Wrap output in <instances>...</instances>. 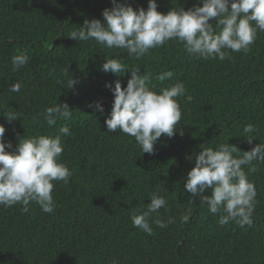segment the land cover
<instances>
[{"label": "trees", "instance_id": "trees-1", "mask_svg": "<svg viewBox=\"0 0 264 264\" xmlns=\"http://www.w3.org/2000/svg\"><path fill=\"white\" fill-rule=\"evenodd\" d=\"M117 3L147 9V0ZM156 3L165 14L202 6V0ZM112 6L111 0H0V125L4 141L12 144L6 151H16L19 137L55 136L67 126L71 135L61 136L59 162L72 172L67 184L53 182L52 214L35 203L27 213L19 204L0 205V264H264V160L242 166L257 192L251 227L235 221L221 226L220 214L210 213L184 188L203 148L228 143L240 157L264 144V32H257L250 52L229 50L223 61L189 56L175 40L137 60L126 50L69 37L85 20L103 23L102 11ZM210 23L215 27V20ZM21 52L29 61L13 71L11 58ZM109 58L129 69L104 72ZM135 65L139 74H151L154 90L180 81L191 96L177 98L178 131L171 138L162 135L153 154L142 153L134 138L119 130L109 133L104 123L114 101L105 83L114 87L118 80L123 89ZM169 70L170 79H156ZM71 79L76 84L69 89ZM14 83L21 84L19 92L9 90ZM56 103H66L72 118L49 127L43 113ZM10 112L19 118L9 122L4 116ZM248 124L255 131L245 134ZM252 166L255 172L249 171ZM153 193L167 206L149 218V235L133 226L131 216L146 210ZM189 209V221L181 224ZM170 217L175 222L166 228L155 223Z\"/></svg>", "mask_w": 264, "mask_h": 264}, {"label": "clouds", "instance_id": "clouds-1", "mask_svg": "<svg viewBox=\"0 0 264 264\" xmlns=\"http://www.w3.org/2000/svg\"><path fill=\"white\" fill-rule=\"evenodd\" d=\"M112 7L102 11L103 23L98 19L85 20L83 26L72 31L69 37L75 41L94 40L107 49L126 50L128 56L140 60L151 49L164 46L175 40L183 45L189 56L202 59L230 58L231 52L248 53L257 38V32H264V0H202V6H193L188 10L171 8L167 13L157 11L156 0H147V9L134 10L131 6L111 0ZM211 20H215V27ZM29 61V56L20 53L11 58L13 71L19 70ZM102 70L122 74L126 68L118 58L104 60ZM131 76L122 89L120 81L105 83L114 96L111 112L105 119L107 131L117 130L133 137L142 153L153 154L157 140L165 135L171 138L178 130L182 112L177 101L186 95L183 82L177 81L159 91L150 87V73L139 74V68L131 67ZM173 76L172 71L157 75L163 82ZM76 84L69 81L68 88ZM20 83L10 87L11 92H19ZM91 107V105H89ZM96 109L103 112L97 102ZM9 122L19 118L14 112L4 116ZM44 122L49 126L58 120H70L72 110L64 104L47 107L43 113ZM252 124L244 127L245 134L253 133ZM5 128L0 125V205L12 207L21 205V211L27 213L30 203H35L44 213L52 214L56 203L52 192L54 181L67 184L72 172L65 163L59 162L64 150L61 136H70L67 126L59 128L55 136L40 135L21 139L19 137L15 152H8L10 142L4 141ZM182 134V133H181ZM248 142L252 138L246 137ZM238 149L228 143L217 148H203L195 156V165L187 173L184 188L190 198H199L200 205L206 206L213 215L220 214L218 223L223 226L235 221L240 227H251L252 215L256 206V188L248 180L242 166L251 165L253 160H264V144H259L243 156L234 157ZM191 159V157H189ZM255 172L254 166L249 168ZM210 190V195H204ZM146 210L131 216L134 227L147 234L152 233L149 218L166 208L167 201L155 193L150 196ZM191 209L180 217V223H187ZM175 221L170 217L167 222L156 219L160 228H166Z\"/></svg>", "mask_w": 264, "mask_h": 264}]
</instances>
